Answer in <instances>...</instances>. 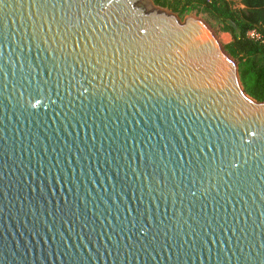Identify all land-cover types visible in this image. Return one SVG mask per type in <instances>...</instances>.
Returning a JSON list of instances; mask_svg holds the SVG:
<instances>
[{
	"label": "water",
	"instance_id": "obj_1",
	"mask_svg": "<svg viewBox=\"0 0 264 264\" xmlns=\"http://www.w3.org/2000/svg\"><path fill=\"white\" fill-rule=\"evenodd\" d=\"M0 264H264V101L202 19L0 0Z\"/></svg>",
	"mask_w": 264,
	"mask_h": 264
},
{
	"label": "trees",
	"instance_id": "obj_2",
	"mask_svg": "<svg viewBox=\"0 0 264 264\" xmlns=\"http://www.w3.org/2000/svg\"><path fill=\"white\" fill-rule=\"evenodd\" d=\"M178 16L201 8L211 20L231 37L225 50L238 65L239 80L246 95L264 101V0H152ZM255 32L258 38L248 36Z\"/></svg>",
	"mask_w": 264,
	"mask_h": 264
},
{
	"label": "rangeland",
	"instance_id": "obj_3",
	"mask_svg": "<svg viewBox=\"0 0 264 264\" xmlns=\"http://www.w3.org/2000/svg\"><path fill=\"white\" fill-rule=\"evenodd\" d=\"M234 4L236 6H240V0H233ZM177 15V14H176ZM178 16V15H177ZM187 16H195L200 19H202L209 27L212 29V31L216 34L219 42L224 46L229 44L231 42L230 35L223 31L221 27H219L213 20H211L203 11L201 8L195 7L188 12L184 13L182 16H179V18L182 20Z\"/></svg>",
	"mask_w": 264,
	"mask_h": 264
},
{
	"label": "built area",
	"instance_id": "obj_4",
	"mask_svg": "<svg viewBox=\"0 0 264 264\" xmlns=\"http://www.w3.org/2000/svg\"><path fill=\"white\" fill-rule=\"evenodd\" d=\"M248 36L249 37H251V38H258V36L256 35V33L253 31V32H250L249 34H248Z\"/></svg>",
	"mask_w": 264,
	"mask_h": 264
}]
</instances>
